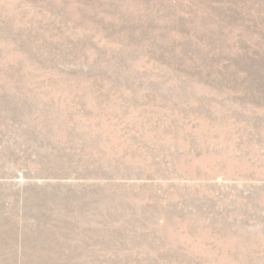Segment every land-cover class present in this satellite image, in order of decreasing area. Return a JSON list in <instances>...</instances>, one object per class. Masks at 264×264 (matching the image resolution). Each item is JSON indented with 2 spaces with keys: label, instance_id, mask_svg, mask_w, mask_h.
<instances>
[{
  "label": "rangeland",
  "instance_id": "obj_1",
  "mask_svg": "<svg viewBox=\"0 0 264 264\" xmlns=\"http://www.w3.org/2000/svg\"><path fill=\"white\" fill-rule=\"evenodd\" d=\"M0 264H264V0H0Z\"/></svg>",
  "mask_w": 264,
  "mask_h": 264
}]
</instances>
